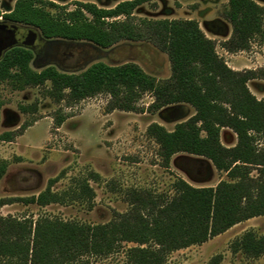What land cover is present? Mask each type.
Instances as JSON below:
<instances>
[{"label":"trees","instance_id":"16d2710c","mask_svg":"<svg viewBox=\"0 0 264 264\" xmlns=\"http://www.w3.org/2000/svg\"><path fill=\"white\" fill-rule=\"evenodd\" d=\"M151 0H126L105 9L93 3L74 4L67 11L47 0H16L8 12L0 10V83L14 90L49 84L54 103L67 105L98 94L109 97L107 111L137 112L136 103L150 94V111L184 104L193 114L172 131L152 123L146 135L158 146V157L168 168L176 154L208 161L226 175L215 187L195 188L182 179L172 184L171 196L155 200L132 192L130 209L103 225L62 222L39 217L17 220L0 217V264H88L84 257H107L123 243L126 264H165L169 254L224 233L234 225L264 216V101L248 90L251 80L264 79L259 71H234L227 67L194 20H147L134 10ZM230 37L221 44L228 53L246 51L253 40L264 43V7L253 0H228L223 13ZM17 25L32 28L44 43L77 44L111 49L121 41H147L167 56L170 75L156 81L132 63L110 66L91 64L75 73L54 66L34 71L33 50L23 43H5ZM19 31H16L18 34ZM4 43V44H2ZM66 47V46H65ZM3 106L0 101V110ZM62 116L55 118L59 127ZM221 129L236 137L232 147L220 143ZM12 132L0 135L11 142ZM261 146H257L260 144ZM254 171V175L252 172ZM4 168L0 167V176ZM50 180L36 197L0 200V207L14 202L46 207L63 204L65 198L91 200L86 184L67 194L51 191ZM232 253L257 259L264 254V234L245 232L231 244ZM214 258L209 264H216Z\"/></svg>","mask_w":264,"mask_h":264},{"label":"rangeland","instance_id":"374dc122","mask_svg":"<svg viewBox=\"0 0 264 264\" xmlns=\"http://www.w3.org/2000/svg\"><path fill=\"white\" fill-rule=\"evenodd\" d=\"M16 0H0V10L8 12ZM67 11L76 2L91 3L99 8H111L121 0H47ZM126 1V0H124ZM264 7V0H256ZM226 0H151L140 6L135 17L147 20H194L207 38L213 40L217 55L234 71L264 69V43L253 40L249 49L228 53L221 44L230 37V25L223 17ZM2 20L0 19V22ZM9 26V24H5ZM30 30L34 39L23 45L33 50L30 64L34 71L54 66L60 72L78 73L91 64L102 62L115 66L127 63L137 65L156 81L167 79L170 66L167 56L147 41H121L111 49L103 50L77 44L62 46L59 41L44 43L37 39L32 28L17 25L5 43L18 42L16 31ZM4 44V43H2ZM249 92L264 101V79L247 83ZM49 84L41 87L14 90L7 83H0V135L15 134L11 142L0 141V200L36 197L43 192L50 180H55L51 191L67 194L86 184L92 191L91 200L65 198L63 204L38 207L21 202L0 207V217L17 220H37L39 217L62 222L87 225L107 224L129 209L130 194L148 196L155 200L171 196L172 184L182 179L195 188L215 187L227 181L226 175L216 171L203 158L176 154L168 168L158 157V146L146 135L147 127L158 124L167 131L188 119L193 110L178 104L150 111V94H143L137 101V112L107 111L109 97L98 94L70 105L59 104L48 96ZM62 116L59 127L55 118ZM222 130V131H221ZM220 143L232 147L235 135L221 129ZM257 144V146H261ZM254 175V171L252 172ZM264 234V216L238 223L224 233L201 245L190 246L168 255L165 264H264V254L257 259L232 253L231 244L245 232ZM137 244L123 243L117 252L107 257H84L88 264H126L125 251Z\"/></svg>","mask_w":264,"mask_h":264},{"label":"water","instance_id":"95a60500","mask_svg":"<svg viewBox=\"0 0 264 264\" xmlns=\"http://www.w3.org/2000/svg\"><path fill=\"white\" fill-rule=\"evenodd\" d=\"M0 29L5 30L6 32H8L10 29L8 26L6 25H0ZM19 30V33L17 34L18 36V42L19 43H25L26 41H29L31 39H34V34L32 31L30 30Z\"/></svg>","mask_w":264,"mask_h":264},{"label":"crops","instance_id":"0c3cea01","mask_svg":"<svg viewBox=\"0 0 264 264\" xmlns=\"http://www.w3.org/2000/svg\"><path fill=\"white\" fill-rule=\"evenodd\" d=\"M121 1H124V0H121ZM121 1H119V2H121ZM227 1H228V0H226V2H225L226 4H227ZM253 1H255L257 4L260 5V3H259L258 1H256V0H253ZM119 2H117V3H119ZM89 3H90V2H89ZM91 3L95 4L94 1H92ZM117 3H116V4H117ZM116 4H115V5H116ZM115 5H114V6H115ZM141 6H142V5H141ZM261 6H262V5H261ZM112 7H113V6H112ZM139 7H140V6H139ZM139 7H137V8L134 10L133 15H135V13H136V11H137V9H138ZM189 20H191V19H189ZM199 28H200V27H199ZM200 29H201V31L204 33V35H205L206 37H208V35L206 34V32H205L202 28H200ZM230 29H231V28H230ZM230 33H231V30H230ZM208 39H210V37H209ZM221 131H222V130H221Z\"/></svg>","mask_w":264,"mask_h":264}]
</instances>
